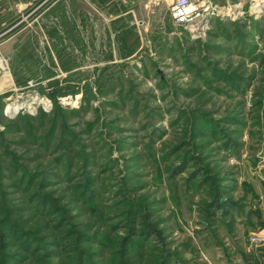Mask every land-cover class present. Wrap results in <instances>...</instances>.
Listing matches in <instances>:
<instances>
[{"label": "rangeland", "instance_id": "1", "mask_svg": "<svg viewBox=\"0 0 264 264\" xmlns=\"http://www.w3.org/2000/svg\"><path fill=\"white\" fill-rule=\"evenodd\" d=\"M239 1L190 36L170 0H0V219L32 245L0 264H264V8Z\"/></svg>", "mask_w": 264, "mask_h": 264}, {"label": "built area", "instance_id": "2", "mask_svg": "<svg viewBox=\"0 0 264 264\" xmlns=\"http://www.w3.org/2000/svg\"><path fill=\"white\" fill-rule=\"evenodd\" d=\"M223 2L229 6L226 8L233 7L232 10L235 9L236 4H240L239 0H223ZM217 5V0H170L168 16L173 25L185 30L190 36H203L210 26V18L219 11ZM219 5L223 6V3ZM263 238L264 235L257 232H253L250 236V240L254 243L261 242Z\"/></svg>", "mask_w": 264, "mask_h": 264}, {"label": "trees", "instance_id": "3", "mask_svg": "<svg viewBox=\"0 0 264 264\" xmlns=\"http://www.w3.org/2000/svg\"><path fill=\"white\" fill-rule=\"evenodd\" d=\"M51 97L53 96V95H50ZM25 176H23V178H24ZM92 190V189H91ZM36 194V193H35ZM34 194V195H35ZM39 194V193H38ZM43 199V197H40V196H38L37 194L35 195V198H34V200H35V202H39L40 204L42 203V204H44V201L42 200ZM45 205H47V204H45ZM51 205H52V203H51ZM48 206H50V203L48 202V205H47V207ZM7 230V231H6ZM144 230V231H143ZM148 227H146L145 229L144 228H140L139 230L137 229L136 231H140V232H142V234L143 233H145V231L146 232H148ZM6 232L8 233V234H6ZM133 232V229L132 228H128V231H126V233L128 234V233H132ZM71 233V232H70ZM30 236H31V234L28 232V231H23V230H20L14 223H13V221H11L9 218H7L6 216H2V219H0V237H7V240H8V238H12V239H14V240H17L18 241V243H19V245L21 246V248H23L24 250H27V251H29L30 250V248H32L31 246L32 245H30V243H29V241H30ZM127 239V237H124V240L123 241H125ZM127 242L129 241V239L128 240H126ZM125 241V242H126ZM52 245V244H51ZM36 246L39 248V250H41V253H40V255L43 253V252H49V250H47V248H51V247H46L44 244H42L41 242H38L37 241V243H36ZM36 247V248H37ZM241 253V256H242V258L244 259V260H246V262H252V264H260V261L258 260V256L256 257V256H249V255H247V254H245V253H243L242 251L240 252ZM35 254H37V253H35ZM249 258V259H248ZM248 264H251V263H248Z\"/></svg>", "mask_w": 264, "mask_h": 264}, {"label": "bare ground", "instance_id": "4", "mask_svg": "<svg viewBox=\"0 0 264 264\" xmlns=\"http://www.w3.org/2000/svg\"><path fill=\"white\" fill-rule=\"evenodd\" d=\"M230 6H232V5H230ZM235 6L236 7H235L234 10L239 9V7L241 6V4H239V5L236 4ZM224 8H225L224 6L217 5V9L219 11H222V10L228 11L227 8H225V9ZM261 8L262 9L264 8V0H258V1L256 0V2L254 1L253 3L250 4L249 11L251 10L252 12L255 13V12H258L259 10H261ZM210 21H211V18H210ZM61 97H64V98H61ZM61 97H60L61 98L60 100L64 102V100L66 99V97L65 96H61ZM16 107H15V105H9V104L7 105V109H9V110H12V109L14 110Z\"/></svg>", "mask_w": 264, "mask_h": 264}, {"label": "crops", "instance_id": "5", "mask_svg": "<svg viewBox=\"0 0 264 264\" xmlns=\"http://www.w3.org/2000/svg\"><path fill=\"white\" fill-rule=\"evenodd\" d=\"M138 1H140V0H138ZM142 1V0H141Z\"/></svg>", "mask_w": 264, "mask_h": 264}]
</instances>
